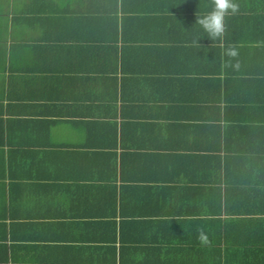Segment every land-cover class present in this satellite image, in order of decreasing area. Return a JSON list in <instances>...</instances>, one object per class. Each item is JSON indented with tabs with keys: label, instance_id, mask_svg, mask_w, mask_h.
<instances>
[{
	"label": "crops",
	"instance_id": "0c3cea01",
	"mask_svg": "<svg viewBox=\"0 0 264 264\" xmlns=\"http://www.w3.org/2000/svg\"><path fill=\"white\" fill-rule=\"evenodd\" d=\"M131 1L114 59L0 0V264H264V0Z\"/></svg>",
	"mask_w": 264,
	"mask_h": 264
},
{
	"label": "trees",
	"instance_id": "16d2710c",
	"mask_svg": "<svg viewBox=\"0 0 264 264\" xmlns=\"http://www.w3.org/2000/svg\"><path fill=\"white\" fill-rule=\"evenodd\" d=\"M133 2L131 0H25L14 9H20L15 15L16 19L24 21L28 16L34 15L41 28V38L50 44H56L58 48L77 47L75 51L84 53L93 47L96 55L100 54L102 58L119 59L118 48L114 43L117 37L113 33L117 31L116 16L118 17V12L122 14L128 12L130 10L128 6ZM15 23L17 21H14ZM54 26L57 30L53 28ZM64 30L65 32H62Z\"/></svg>",
	"mask_w": 264,
	"mask_h": 264
},
{
	"label": "clouds",
	"instance_id": "9594fccd",
	"mask_svg": "<svg viewBox=\"0 0 264 264\" xmlns=\"http://www.w3.org/2000/svg\"><path fill=\"white\" fill-rule=\"evenodd\" d=\"M210 11L202 16H197L196 23L207 33L209 39L217 40L223 37L226 26L225 17L235 15L239 11V4L236 0H209ZM224 67H237L233 60L238 56V51L233 46L224 49ZM197 240L201 245H209L208 235L203 227L197 228Z\"/></svg>",
	"mask_w": 264,
	"mask_h": 264
}]
</instances>
